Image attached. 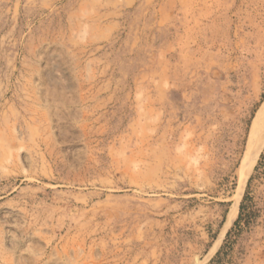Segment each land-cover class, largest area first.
<instances>
[{
    "label": "rangeland",
    "instance_id": "rangeland-1",
    "mask_svg": "<svg viewBox=\"0 0 264 264\" xmlns=\"http://www.w3.org/2000/svg\"><path fill=\"white\" fill-rule=\"evenodd\" d=\"M263 103L264 0H0V264H264Z\"/></svg>",
    "mask_w": 264,
    "mask_h": 264
},
{
    "label": "bare ground",
    "instance_id": "bare-ground-1",
    "mask_svg": "<svg viewBox=\"0 0 264 264\" xmlns=\"http://www.w3.org/2000/svg\"><path fill=\"white\" fill-rule=\"evenodd\" d=\"M252 140H254V149L253 154L250 156L248 153L245 154L239 174H238V188L237 193L235 196V201L233 205L230 208L229 214L227 216L226 220V227H228L235 219L238 207L240 203V199L243 193V190L245 188V185L247 183L248 177L257 162L259 155L264 147V103L260 110L258 111V114L254 120V123L252 125ZM257 135H254L256 134Z\"/></svg>",
    "mask_w": 264,
    "mask_h": 264
},
{
    "label": "water",
    "instance_id": "water-1",
    "mask_svg": "<svg viewBox=\"0 0 264 264\" xmlns=\"http://www.w3.org/2000/svg\"><path fill=\"white\" fill-rule=\"evenodd\" d=\"M252 127V126H251ZM256 133V132H255ZM254 135H257V133L256 134H254ZM252 131H251V129H250V133H249V136H248V139H247V142H246V146H245V150H244V154H243V157H244V155L245 154H249L250 156H252V154H253V149H254V140H252V142H251V139H252ZM243 159V158H242ZM242 162V161H241Z\"/></svg>",
    "mask_w": 264,
    "mask_h": 264
}]
</instances>
